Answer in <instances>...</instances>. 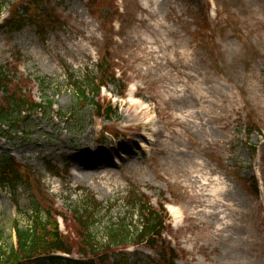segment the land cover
Here are the masks:
<instances>
[{
    "label": "rangeland",
    "instance_id": "obj_1",
    "mask_svg": "<svg viewBox=\"0 0 264 264\" xmlns=\"http://www.w3.org/2000/svg\"><path fill=\"white\" fill-rule=\"evenodd\" d=\"M44 1L55 25L0 33V66L43 105L19 131L0 128V158L12 156L30 184L0 185V254L35 203L68 215L94 197L95 241L121 222L133 238L140 221L125 198L139 193L165 205L172 264H264V0ZM103 56L118 78L101 90L118 109L110 121L81 108L72 87ZM101 129L118 135L106 147L93 143ZM125 252L127 264L159 261L132 243Z\"/></svg>",
    "mask_w": 264,
    "mask_h": 264
},
{
    "label": "trees",
    "instance_id": "obj_2",
    "mask_svg": "<svg viewBox=\"0 0 264 264\" xmlns=\"http://www.w3.org/2000/svg\"><path fill=\"white\" fill-rule=\"evenodd\" d=\"M5 5L8 6V16L0 24V33H19L27 26L40 32L55 25V16L47 12L44 0H21L16 4L0 0V15ZM84 80L83 84L72 82L78 105L91 108L98 119H114L117 116L116 107L110 100L105 101L100 97L101 88L118 83L113 61L108 60L107 56L101 57L95 65V74L86 75ZM28 86L26 78L10 76L7 67L0 66V128L6 126L10 131H19L30 116L42 112L43 105L35 102ZM50 104L47 103V108ZM63 119L69 120L68 117ZM48 169L50 173L54 169L50 162ZM26 176L27 172L9 155L0 158V185L9 187L11 191L18 186L30 187ZM252 185L257 194L254 179ZM125 204L137 215L140 229L132 238L121 222L116 228L107 230L105 242L100 244L90 234L95 221L94 211L101 208L94 197L88 198L82 206L69 210L68 215L57 212L53 205L44 207L35 203L28 226L22 230L15 227V244L9 251L0 254V264H127L129 254L124 250L130 243L153 250L159 258L158 264H172L176 255L171 248L166 250L165 240H162L168 227L164 204L154 207L149 197L139 193H129ZM58 217L62 218L63 223L72 224V232L63 234L60 231ZM114 247L122 249L115 254L112 251ZM73 254L77 256L76 259L59 256ZM110 256L113 258L111 262Z\"/></svg>",
    "mask_w": 264,
    "mask_h": 264
},
{
    "label": "bare ground",
    "instance_id": "obj_3",
    "mask_svg": "<svg viewBox=\"0 0 264 264\" xmlns=\"http://www.w3.org/2000/svg\"><path fill=\"white\" fill-rule=\"evenodd\" d=\"M151 127L152 126H151V121H150L148 124H146V129H145V131L143 133V136L146 139L151 136L149 134V132H148V131H151ZM88 158H90V156H86V163L84 165L90 166V163H89V159ZM94 160H95L94 161L95 164L100 165L102 163V161H103V157L102 156H99V155H95ZM79 165L85 167L82 163H80Z\"/></svg>",
    "mask_w": 264,
    "mask_h": 264
}]
</instances>
